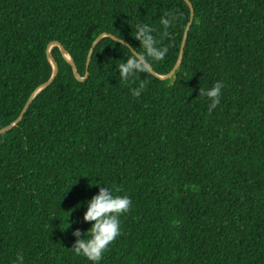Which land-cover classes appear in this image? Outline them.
Listing matches in <instances>:
<instances>
[{"label":"trees","instance_id":"1","mask_svg":"<svg viewBox=\"0 0 264 264\" xmlns=\"http://www.w3.org/2000/svg\"><path fill=\"white\" fill-rule=\"evenodd\" d=\"M187 2L183 53L163 79ZM167 11L177 19L161 38ZM138 23L168 53L121 82L128 51L112 37L139 47ZM48 55L56 74L36 92ZM215 81L209 113L198 93ZM12 123L0 134V264L18 251L25 264H88L70 249L97 186L131 201L100 264H264V0H0V129Z\"/></svg>","mask_w":264,"mask_h":264},{"label":"clouds","instance_id":"2","mask_svg":"<svg viewBox=\"0 0 264 264\" xmlns=\"http://www.w3.org/2000/svg\"><path fill=\"white\" fill-rule=\"evenodd\" d=\"M176 19V15L171 11L164 12L159 17L161 38L168 36V30ZM154 31L155 29L151 26L138 23L132 35L139 44L136 48H129L122 43L121 38H115L116 41L121 42V47L128 51L127 59L115 66L121 82H130L137 77L145 70L147 63L165 59L168 47L161 45L160 40L153 35ZM145 83L140 81L135 88L130 89L131 96L134 98L141 96ZM223 87L221 81H215L211 87L199 88L198 95L206 99L209 113L220 104ZM97 188V194L85 201L86 210L82 217L83 221L90 226L83 234L79 229L73 231L72 235L75 239L70 249L73 255L82 257L88 264H100L104 253L121 233V216L126 215L131 207V201L127 195H116L111 187L97 186ZM12 264H25L23 252L15 253Z\"/></svg>","mask_w":264,"mask_h":264},{"label":"water","instance_id":"3","mask_svg":"<svg viewBox=\"0 0 264 264\" xmlns=\"http://www.w3.org/2000/svg\"><path fill=\"white\" fill-rule=\"evenodd\" d=\"M184 1H186V0H184ZM187 4H188L189 9H190V17H189V21H188V23L186 25V28H185V31H184V34H183V37H182V40H181V43H180L178 60L175 63V65L172 68V70L167 75H165L163 77H160V78H163L164 79V78L170 77L174 73V71L176 70V68L179 65V59L181 58V55L183 53V48H184V45H185L186 33H187V30H188V28H189V26L191 24V21H192V8H191V4L189 2H187ZM99 38H100V36L96 40H98ZM112 38L115 40L114 37H112ZM122 43L125 44V45H127L124 41H122ZM51 45L58 47L59 50H60V52L65 56V58L67 59V61L70 63V66L72 67V71H73L74 77L76 79L80 80V81L83 80L85 78V76L82 77V78L78 76L77 71H76L75 66H74V63L71 61L70 57L65 53L64 49L62 48V46L59 43H57V42H53ZM47 52H49V48H48ZM48 59H49L51 65H52V68H53L52 74H51L50 78L42 86H40L36 90V92L39 91L40 89L44 88L45 86L49 85L51 83V81L53 80L55 74H56L57 67H56L55 63L53 62L52 58L49 55H48ZM88 62H89V58H87V60H86V66L88 65ZM145 67L148 70H150V68H149V66L147 64L145 65ZM28 104H29V100L25 103V105H24V107H23L20 115L17 117V119L14 121V123L18 122L22 118V115L26 111V109L28 107ZM14 123H12L11 125L6 126V127L2 128V129H0V134L3 133V132H5V131H7L10 127L13 126Z\"/></svg>","mask_w":264,"mask_h":264}]
</instances>
